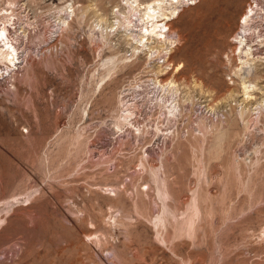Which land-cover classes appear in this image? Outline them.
Instances as JSON below:
<instances>
[{
    "label": "rangeland",
    "instance_id": "1",
    "mask_svg": "<svg viewBox=\"0 0 264 264\" xmlns=\"http://www.w3.org/2000/svg\"><path fill=\"white\" fill-rule=\"evenodd\" d=\"M178 1L167 52L127 0H0V264H264L253 0Z\"/></svg>",
    "mask_w": 264,
    "mask_h": 264
},
{
    "label": "bare ground",
    "instance_id": "2",
    "mask_svg": "<svg viewBox=\"0 0 264 264\" xmlns=\"http://www.w3.org/2000/svg\"><path fill=\"white\" fill-rule=\"evenodd\" d=\"M234 1L235 0H221L214 9L213 19L215 21L223 20V18H225V16L234 7ZM180 2L178 0H155L143 6L139 0H127L125 4H127L129 7L128 9H130V15L132 14L136 16L138 12L140 13V17L138 15L137 16L138 21H141L142 27L140 26L141 24L139 25L137 23V25L141 27H139L140 34L138 35L137 40L141 43L147 36H149L152 37V39L156 38V40L165 45V51L170 49L172 44L175 42V39L171 36L173 27L170 19L174 18L178 14ZM241 23L243 25V33H239L238 36H235L234 40L237 45L235 49L242 69L245 67L247 70L250 67L251 61L258 57V49L260 47H264V0H253V2H249ZM136 27L137 26H135V28ZM0 39L3 42V45L0 47V64H6L5 66L10 64L12 66L15 65L18 62L17 60L19 57L17 50L12 43L13 41H10L8 37L7 27L0 30ZM148 50L152 51L151 49ZM161 50L158 53L159 55ZM167 52H169V50ZM243 82L245 83L244 88L246 90L252 87L250 81ZM246 94H248V91Z\"/></svg>",
    "mask_w": 264,
    "mask_h": 264
}]
</instances>
